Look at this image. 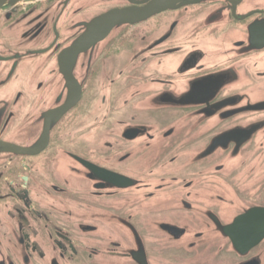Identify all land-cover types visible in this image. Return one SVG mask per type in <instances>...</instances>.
Instances as JSON below:
<instances>
[{"label":"flooded vegetation","instance_id":"1","mask_svg":"<svg viewBox=\"0 0 264 264\" xmlns=\"http://www.w3.org/2000/svg\"><path fill=\"white\" fill-rule=\"evenodd\" d=\"M143 1L0 0V264H264V0Z\"/></svg>","mask_w":264,"mask_h":264},{"label":"water","instance_id":"2","mask_svg":"<svg viewBox=\"0 0 264 264\" xmlns=\"http://www.w3.org/2000/svg\"><path fill=\"white\" fill-rule=\"evenodd\" d=\"M174 0H145L142 6H128L116 10H111L99 17L93 19L88 25L84 40H92L96 37L106 35L113 28L127 24L142 21L155 14L163 8H167L173 4ZM261 106L264 103L259 104ZM231 229V228H230Z\"/></svg>","mask_w":264,"mask_h":264}]
</instances>
